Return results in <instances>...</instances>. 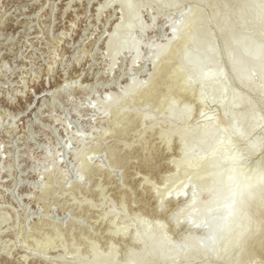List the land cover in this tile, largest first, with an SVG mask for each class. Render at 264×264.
I'll use <instances>...</instances> for the list:
<instances>
[{"label": "rangeland", "instance_id": "1", "mask_svg": "<svg viewBox=\"0 0 264 264\" xmlns=\"http://www.w3.org/2000/svg\"><path fill=\"white\" fill-rule=\"evenodd\" d=\"M120 1L0 0L2 261L14 260L17 264H108L107 259L112 255L111 264H130L127 252L140 254L143 251L130 239L139 233V221L154 229L155 235L161 231L166 241L180 250L179 256L186 253L184 226L177 229L170 223L171 215L181 207L183 199L166 200L159 212L155 209L157 197L152 193V187L154 184L161 188L159 194L167 192L172 180L166 182V177L175 173L169 160L184 157L177 151L178 136L182 131L194 133L207 126L223 131L227 126H223L221 115L231 109L225 107V110L215 103V94L213 97L205 96L203 103L198 104L195 97L202 93L199 83L192 78L187 84L193 94L173 96V117L159 108L158 102L166 93L169 79H166V74L156 76L149 61L151 50L153 47H166L170 26H181L184 16L195 23L203 16H211L204 27L213 36L214 50L220 54L215 69L223 71V83L228 86L230 94H244L252 100L250 108L242 109L247 117L244 115L245 121L241 120V124L248 120L249 124L255 123L248 118L253 108L256 115L259 114L258 122L264 127V97L260 89L255 88L248 93L246 87L236 83L229 68L233 58L222 56L224 44L213 17L214 13H224L222 6L214 0H203L202 5L197 0H123L136 11L131 24L134 28L127 36L122 27L114 30L116 22H130ZM231 1L229 14L234 19H240L249 28L262 25V18L251 14L240 16L235 0ZM260 13L263 17L264 4ZM193 32L187 30L186 35H194ZM234 32L240 33V30L234 27ZM244 36L250 38L251 32H245ZM111 37L117 47L110 52L106 41ZM126 37L132 40L127 42ZM135 44L139 45L141 60L134 70L128 72ZM188 47L180 40L168 47V53L177 50L181 55ZM111 55L116 56V65L110 78L107 74L112 63ZM172 64L173 61L168 66L172 67ZM208 71L210 67L205 65L202 72ZM87 74L90 78L85 82ZM152 78L159 84L155 98L149 104H144L137 92L123 95L129 79L142 83L146 88ZM253 81L258 85V72L253 74ZM108 100L117 101L116 106L107 107ZM120 110L128 114L127 119L119 121L116 113ZM181 110L189 111L187 119H180L178 112ZM135 116H143V119ZM259 123V126L248 124L247 128H259V135L263 128ZM241 124L238 128L246 130ZM13 126L16 128L14 132L11 131ZM166 129L174 132L168 148L157 137ZM240 147L237 142L230 148L237 152ZM232 150L222 153L227 164L233 158L238 159V152V156L231 157L234 155ZM203 153L209 154L196 152L198 156L192 162V168L205 165L200 157ZM260 153L257 166L264 162V154ZM82 154H86L87 160L76 158ZM230 163L233 164L232 161ZM233 165L237 167L236 163ZM228 166L221 171H230ZM251 171L247 170L242 177L251 181L247 176L252 175L251 178L257 180L254 186L253 180L252 184L249 182L251 185L247 181L244 183L245 180L239 182L240 185L231 181L233 183L228 185L232 194L241 193L243 186L244 189L251 186V191L264 186V169L255 177ZM242 177L234 180L241 178L240 181ZM192 186L199 190L198 183L188 185L185 190L187 197ZM205 199L200 196L197 201L206 203ZM263 213L264 201L249 210L241 225L242 235L231 241L223 257L220 254L215 257L200 255L194 261L179 264H264V220L256 218L257 214ZM156 223L162 227L161 230L155 229ZM121 227L128 228V237H113L112 232ZM199 231L188 233L200 237L203 233ZM131 264L165 263L150 259Z\"/></svg>", "mask_w": 264, "mask_h": 264}, {"label": "bare ground", "instance_id": "2", "mask_svg": "<svg viewBox=\"0 0 264 264\" xmlns=\"http://www.w3.org/2000/svg\"><path fill=\"white\" fill-rule=\"evenodd\" d=\"M153 1L159 2L160 0ZM214 1L217 5H220L222 6V8H224L223 14L218 15L214 13L213 17L215 18V24L220 39L224 44L222 56H224L225 58H233V61L230 62L229 67L233 80L236 83L246 87L248 93L251 92V90L253 91V89L255 88H258V91L260 89L261 95L264 97V16L261 17L260 13L261 5L264 4V0L234 1L237 5L240 16L251 14L254 17L262 18V25L254 28H249L244 22L240 21V19H234L229 14L230 6L233 4L231 0ZM197 2L200 5L203 4V0H197ZM120 4L124 11H126V13L128 14L130 22L127 24L126 21H118L114 25V30L116 31L122 27L125 34L129 36L134 28V26H132L131 24L132 22H134L136 11H133L131 9V6L123 0L120 1ZM209 19H211V16L206 15L203 16L202 19L199 20V22L195 23L193 20H191L190 17L184 16V21L181 26L171 25L169 28L171 33L168 44L164 48L153 47L151 50L149 61L154 67L156 76H159L160 74H166L165 77L168 76L166 77V79H169V83H167L168 86H165L167 87L166 93L158 102V106L160 109L162 108L163 110H166L167 113L171 117H173L175 115L172 107V101L174 100L173 96L178 93L187 96L191 95L192 90L187 84V81L189 78H192L194 81H197L199 83L202 93L200 96L195 97V101L198 104L203 103V101L205 100V96L211 97L213 94H215V97L213 99L215 103H217L224 109L225 107H229L231 109V111L227 110L228 112H224V114L221 115L222 124L223 126L227 127L225 129L223 128V131H216L212 126H207L201 131H195L194 133L182 131L178 136L179 146L177 151L181 156L184 157L180 160L172 158V160H169L171 165L175 169V173L171 176L166 177V182L172 180L167 192L159 194L161 188L159 189L158 186L154 184L152 187V193L157 197V206L155 209H157V211L159 212L164 208V203L166 200H178V198L179 200L183 199L181 207L176 211V213L171 215L170 223H172L173 226L177 229L180 226H184L186 232L183 235V240L186 244V253L182 256L180 255V257V250L177 247L171 246L166 241L161 231L157 233L158 235H155L154 229L144 226V221H139L140 231L136 235L130 236V239L133 244L140 246L143 251L140 254L131 253L132 251L127 252V255L130 259V264L133 261L141 260L145 262L150 259H158L165 264H179L182 261H194L200 255L215 257L220 254V257H223L231 241L235 238H239L242 235L243 229L241 225L246 219V214L251 208L259 206L264 201V186H261L257 191H251L252 188H249L251 186H248V188L245 187V189L243 186V191H240L241 193L236 195L235 193H231V188H229L231 186L228 185V183L231 185V183H233L234 181L235 183L243 182L245 179L243 180L244 176L242 177V175L249 169H252V171L254 172L250 173L253 174L254 177L261 173V171L264 169V162L261 163L262 165H256V160H260V158H257L259 154L261 156L260 152L264 154V127L263 125H261L262 123L260 124L258 122L259 114L256 115L257 113L253 110V108L251 109L253 111L252 113L251 110L247 109L248 111H250L249 113H251V115L249 114L250 116L248 118L252 121H255V123L257 121L263 127H260L262 133L258 135L259 128L255 127L258 125V123L257 125L255 123H252L255 126H250L249 128H247L249 124L248 118V124L245 122L247 126L245 123L241 124V120H243L246 116L245 114H243L245 111L243 112L242 109L243 107L245 108L247 106V108H250L252 104L250 101L252 100L250 98L248 100L247 96L244 94H230L228 86L223 83V71L215 69V63L218 61L220 54L217 53L216 50H214L213 36L210 35L204 27L206 21ZM138 27L139 29H143L141 26ZM234 27L238 28L240 30V33H235ZM187 30H193L194 35H186ZM247 31L251 32L250 38L244 36V33ZM126 40L127 42H130V40L132 39L130 37H126ZM180 40L183 41L184 44H188L189 47L183 50L181 55L178 54L177 50L173 51L172 53H168V47L171 44H177ZM106 42L105 43L107 44V49L110 52L117 47L116 41L113 37L108 39V41ZM111 57L112 63L108 67L107 74L110 78L111 75H113L112 73L116 65V56L111 55ZM140 60L141 54L139 45L135 44L133 58L130 60L128 66V72L134 70L136 64ZM172 61L174 62V64H172L173 66L169 67L171 66ZM205 65H209L210 71L203 73L202 69ZM255 72L259 73L258 85H256V83L253 81V74ZM89 78L90 76L89 74H87L84 79L85 82L89 81ZM151 81L152 82L150 83V85L144 88L142 86V83L137 81L135 82L129 79L122 93L123 95H125L127 93L137 92V94L140 95L139 98L141 99V101L144 104H149L153 100V98H155L154 96L157 93L156 91H158L157 88L159 84L153 78L151 79ZM90 86L92 87L93 85ZM258 99L259 97L255 100ZM263 100L264 99H262V101ZM259 103H261V101ZM116 104L117 101L108 100L107 107L113 108L116 106ZM128 104L130 103L128 102ZM257 104L258 101L255 105L257 106ZM256 109H258V106ZM248 111H246L247 114ZM178 113L181 115L180 119L185 120L189 116L188 110H181ZM116 114L119 121L127 119L126 116L128 114L122 110L118 111ZM135 117L138 119H143V116H140L141 118L139 116ZM254 117L257 118V120H255ZM239 123L241 125L244 124L246 130H241V127L238 128ZM243 127L244 126H242V129H245ZM11 131H16V128L14 129L13 126V128H11ZM173 133V129H166L160 131L159 135L157 136L159 137L163 145L165 144L166 148H168L171 144ZM231 137L234 138L235 141L239 143V145H241L240 149L237 151L239 153V156L237 152L233 151L230 148L231 145L234 146L237 143H235L234 140L231 139V141L235 143L233 145V143L229 140V138ZM226 139L228 140V142H231V145L230 142L228 143ZM225 142L226 145L228 143V149L226 148ZM226 150H232L234 152V155H231L232 158L235 155L238 156V159L233 158L234 160L237 159V162H234V160H230V162L232 161L233 164L236 163L237 167L230 162L229 164H227L226 161L222 158V153ZM198 151L207 152L209 154L206 155L203 153L200 157L202 161L205 162V165L194 169L192 168V162H194V160L197 158L198 155H196V152ZM230 154H232V152H230ZM77 157H80L79 160L82 161L87 160L86 154H82L81 156L77 155L76 158ZM262 160L264 161V157L262 158ZM227 165H229L228 167L232 169L227 172L231 173V171L236 170L237 174L235 173L236 171L234 173L232 172V174L222 172L221 169ZM231 165L237 169H234L233 167H231ZM255 167L259 168L255 169ZM262 172L264 174V171ZM234 174L236 179L238 177H242V180L238 181L241 178H239L237 181L236 179L234 180ZM251 176H247L251 181L245 180L244 183L247 181V184H252V180L254 181V179H252ZM259 178L256 179H263ZM144 181H146L147 183V180ZM256 181H254L252 186H254ZM259 182L260 181H258V183ZM197 183L199 184V190H195L193 186L190 187V194H188L189 196L187 197L185 192L186 187L190 184L196 185ZM200 196H204L206 198V203H199L197 201ZM256 218L258 221L264 220V213L257 214ZM155 226V229L157 230H159L160 228L162 229V227H159L160 225L158 223H156ZM127 229L128 228L126 227H121L120 229L111 232L113 237L119 236L125 239L126 237H128ZM174 230L176 231V229ZM193 230H200L203 234H201L200 237H197L198 234L195 236L193 232V234L188 233ZM218 246H220V249H218ZM111 254H113V256L115 255L113 251H111ZM97 256L98 255L96 254L95 259L97 258ZM110 258L107 259L108 264H111V260H113L112 255L110 256Z\"/></svg>", "mask_w": 264, "mask_h": 264}, {"label": "snow or ice", "instance_id": "3", "mask_svg": "<svg viewBox=\"0 0 264 264\" xmlns=\"http://www.w3.org/2000/svg\"><path fill=\"white\" fill-rule=\"evenodd\" d=\"M9 65H11V60H9ZM0 264H17L16 261L12 260V261H2L0 260Z\"/></svg>", "mask_w": 264, "mask_h": 264}]
</instances>
